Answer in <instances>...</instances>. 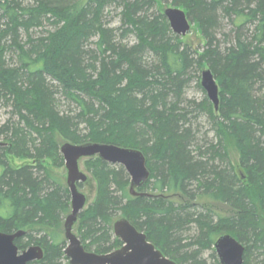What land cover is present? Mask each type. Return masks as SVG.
Returning a JSON list of instances; mask_svg holds the SVG:
<instances>
[{"label":"trees","instance_id":"trees-1","mask_svg":"<svg viewBox=\"0 0 264 264\" xmlns=\"http://www.w3.org/2000/svg\"><path fill=\"white\" fill-rule=\"evenodd\" d=\"M161 1L38 0L25 6L21 0H0V102L14 114L0 125V231L43 232L31 241L45 255L30 264H61L66 257L50 228L70 210V190L45 164L51 160L61 165L64 140L139 149L152 172L140 189L151 185L153 192L138 190L148 195L135 196L127 188L123 165L97 156L87 159L98 195L79 215L86 250L108 253L120 248L123 242L114 236L112 220L125 217L166 256L186 264H206L198 251L214 246L225 233L245 246V264H264V0H172L208 41L198 55L179 42L164 12L148 14ZM110 2L123 5L136 44L115 43L113 31L101 22ZM220 14L255 22L252 37L238 35L221 52L214 44ZM45 22L54 27L47 35L20 40L22 29L29 34ZM95 35L97 51L87 48ZM146 50L159 58L150 68L141 59ZM9 51L16 55V65L7 63ZM205 64L218 80L220 101L218 110L207 101H190L215 125L217 142L202 150L193 143V111L180 103L188 73ZM61 96L76 104V114L61 111ZM81 121L85 133L79 129ZM232 143L243 168L239 173L233 166L227 170L216 165L230 163ZM11 157L30 163L15 166ZM191 200L203 205L218 201L227 211L194 216L186 211ZM191 222L199 231L185 246L195 242L199 249L179 258L180 233ZM20 239L15 240L18 247H28Z\"/></svg>","mask_w":264,"mask_h":264},{"label":"rangeland","instance_id":"rangeland-1","mask_svg":"<svg viewBox=\"0 0 264 264\" xmlns=\"http://www.w3.org/2000/svg\"><path fill=\"white\" fill-rule=\"evenodd\" d=\"M37 1L38 0H21V3L25 6L27 5L31 6V5H35ZM68 1H70L71 3L76 1L83 3L86 0H68ZM171 1L172 0H162L161 2L156 3L154 6H151L148 9V14L156 15L159 12L163 13L167 7L174 6L171 4ZM123 9L124 8L121 3L110 2L103 10L101 22L106 28L111 29L113 31L112 37L115 43H121L123 45L132 46L138 42V38L135 32L130 31L132 27L127 23H125L122 14ZM188 18L191 24L190 30L185 35H177V36L179 37V42H181L183 46H187L189 48L188 52L190 54L195 55L196 52L201 53L204 50L208 41L206 37L203 35L199 25L195 22V20L191 19L189 16ZM219 18H220L219 27L216 28L214 32L215 33L214 44L217 45V47L221 52H224L227 47L232 45L238 35H240L242 38L245 37V39H249L250 37H252L255 31V24H256L255 22L242 23L244 21L241 18L235 16L225 17L223 14H220ZM4 21L6 20H3V23H5ZM53 28L54 27L51 24H49V22H45L43 26L33 27V29H31V31L29 32V34H27L22 29L20 31V40L24 43L25 41H27L28 36H31L32 39L36 40L39 37L47 35V31L52 30ZM98 39H99L98 35L91 37L87 43V48L97 51L96 42L98 41ZM6 56H7L6 57L7 63L9 65H16L18 63L14 52L9 51L6 53ZM141 59L143 65H146L149 68L153 64L158 63L159 61L157 55L150 50H146L143 53ZM208 66H209L208 64H205L204 67L202 68L193 67L190 70L188 76L186 77L187 83L183 89V96L180 103V106L182 108H186L189 109L190 111H193L192 114L194 117L191 118V122H190L191 129L195 134V140L193 143L194 145L202 147V150H206L209 144L217 142L215 125H213L211 118L206 112L204 111L199 112L198 110L195 109L196 104L203 103L204 101L205 103L207 101V103L212 104L211 100L208 98L206 90L201 85L202 71L204 70V68H207ZM190 101H192L195 105L193 103H190ZM69 110L72 111V113L74 114L78 112V108L76 104L70 103L67 99L64 98V96H61V111L67 113ZM12 111L13 109L11 107L0 102V125L6 123L10 118L11 119L13 118L12 116L14 114L12 113ZM79 129L80 131H82V133H85L87 131L86 123L81 121L79 124ZM64 141H61V146L64 143ZM195 148H196L195 146H192L193 151H195ZM228 152H229L230 163L217 162L216 165H219L222 168H227V170H231V167L233 166L236 172L239 173L240 171L243 170V168L239 164L240 156L233 143L229 145ZM87 159L88 158L81 159L79 163L81 171H83L88 176L87 181L78 182V188L80 192H82L86 196V205L82 211L87 210L89 206L95 202L98 195L97 180L92 176V174L87 170V167L85 166V162L87 161ZM10 161L15 166H22L24 164L30 163V161L27 159L16 158V157H11ZM45 164L52 170V174L54 176L61 179V181L64 184H67L68 171L67 168L65 167L64 159L63 162H61L60 166H56L55 163H53V161L51 160H47ZM147 166L150 169V165L147 164ZM112 167H115V165H113ZM151 174L152 172L150 169V175ZM130 180L131 177L129 176V180H128L129 182L127 186L129 190H130ZM137 190L148 191L149 193L153 192L151 185L143 188V190H141L140 188H137ZM184 202H186V200ZM189 203H190L189 208H187L186 211L194 216H197L199 213L208 212V211L214 216H217L216 215L217 210L219 212L222 210L224 212L227 211V206L223 205L222 203H219L218 201L215 202L211 200L208 201L205 205H203L202 202L196 203L194 200L189 201ZM206 206H208V208H210L211 210L208 209ZM71 210L72 207L70 200V210L61 217L59 224L57 226L50 228L51 230L50 233L55 234L56 237V240H54L55 243L60 244L61 247L63 246V250L69 244V241L65 237L64 225L67 216L71 213ZM118 214L120 215L119 212ZM119 218H115L112 220V228H113V223ZM79 223L80 220L78 218V221L75 223L73 227V232L76 233L80 238ZM198 231H199L198 226L194 222L189 223L188 227L181 231L180 233L181 245H182L180 252L181 255L176 254L177 257L180 258L181 256H185V254L192 255L194 254L193 253L194 250L199 249V245H197L195 242H194L195 244L193 243L192 246L191 245L185 246L187 243H190L192 241L193 237H197ZM42 234H43L42 231L39 232V230L36 229L30 231L27 230V234L25 236L23 235L20 240L22 241V244H26L30 246L35 242L31 240L34 239L35 237L38 238ZM44 255H45V251H44ZM197 256L203 259L206 264H220L219 257L215 252L213 245H211V247L209 248H203L201 251H198ZM168 257L175 260L176 263L178 262L177 264H183V263L186 264L184 259H181L182 261L180 260L178 261L174 257H170V256ZM68 262L69 259L67 257L61 258V264H68Z\"/></svg>","mask_w":264,"mask_h":264},{"label":"water","instance_id":"water-1","mask_svg":"<svg viewBox=\"0 0 264 264\" xmlns=\"http://www.w3.org/2000/svg\"><path fill=\"white\" fill-rule=\"evenodd\" d=\"M171 29L177 35H185L191 28L186 12L178 7L171 6L164 10ZM202 87L215 110L219 107L220 86L210 68L202 71ZM60 152L67 168V185L71 195V213L65 220V237L69 244L64 250L69 264H177L166 256L154 243L148 240L146 233L138 230L125 217H120L113 223L115 237L123 245L108 253L87 251L73 227L78 221L81 211L86 205V196L80 192L78 182H85L88 176L80 169V160L89 157H99L111 164L123 165L129 176L130 192L135 196L148 195L137 188L142 187L150 177L147 159L144 153L135 148H128L112 143L87 142L73 144L65 142ZM26 234L24 230L13 233L0 231V264H28L31 261L41 260L44 249L40 245H31L19 250L15 240ZM214 250L219 257L220 264H245V246L232 234L225 233L217 237Z\"/></svg>","mask_w":264,"mask_h":264},{"label":"flooded vegetation","instance_id":"flooded-vegetation-1","mask_svg":"<svg viewBox=\"0 0 264 264\" xmlns=\"http://www.w3.org/2000/svg\"><path fill=\"white\" fill-rule=\"evenodd\" d=\"M17 245V244H16ZM32 245H36V244H32ZM18 246V245H17ZM31 246V245H30ZM29 247V246H28ZM28 247H26V248H28ZM19 248V247H18ZM25 249V248H24ZM19 250H23V249H20L19 248ZM88 251V250H87ZM35 261H38V260H35ZM31 262H34V261H31ZM31 262H29L28 264H30Z\"/></svg>","mask_w":264,"mask_h":264},{"label":"bare ground","instance_id":"bare-ground-1","mask_svg":"<svg viewBox=\"0 0 264 264\" xmlns=\"http://www.w3.org/2000/svg\"><path fill=\"white\" fill-rule=\"evenodd\" d=\"M175 261V260H174Z\"/></svg>","mask_w":264,"mask_h":264}]
</instances>
